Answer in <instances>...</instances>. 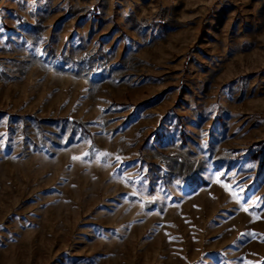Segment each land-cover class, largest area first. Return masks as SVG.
<instances>
[{
    "label": "rangeland",
    "instance_id": "rangeland-1",
    "mask_svg": "<svg viewBox=\"0 0 264 264\" xmlns=\"http://www.w3.org/2000/svg\"><path fill=\"white\" fill-rule=\"evenodd\" d=\"M0 264H264V0H0Z\"/></svg>",
    "mask_w": 264,
    "mask_h": 264
},
{
    "label": "snow or ice",
    "instance_id": "snow-or-ice-1",
    "mask_svg": "<svg viewBox=\"0 0 264 264\" xmlns=\"http://www.w3.org/2000/svg\"><path fill=\"white\" fill-rule=\"evenodd\" d=\"M74 159H76V157H74Z\"/></svg>",
    "mask_w": 264,
    "mask_h": 264
}]
</instances>
